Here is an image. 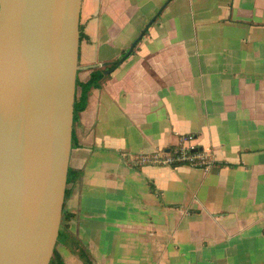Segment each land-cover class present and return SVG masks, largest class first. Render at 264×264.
Instances as JSON below:
<instances>
[{"label": "crops", "instance_id": "crops-1", "mask_svg": "<svg viewBox=\"0 0 264 264\" xmlns=\"http://www.w3.org/2000/svg\"><path fill=\"white\" fill-rule=\"evenodd\" d=\"M78 65L65 264H264V0H81Z\"/></svg>", "mask_w": 264, "mask_h": 264}, {"label": "water", "instance_id": "water-1", "mask_svg": "<svg viewBox=\"0 0 264 264\" xmlns=\"http://www.w3.org/2000/svg\"><path fill=\"white\" fill-rule=\"evenodd\" d=\"M80 10L81 0H0V264H50L58 242Z\"/></svg>", "mask_w": 264, "mask_h": 264}, {"label": "built area", "instance_id": "built-area-1", "mask_svg": "<svg viewBox=\"0 0 264 264\" xmlns=\"http://www.w3.org/2000/svg\"><path fill=\"white\" fill-rule=\"evenodd\" d=\"M193 134H185L180 137L179 146L174 150L166 153H156L151 156L143 155L139 159L140 164H167L173 166L179 162H185L190 165L208 168L211 165L210 155L206 152L197 150L194 143ZM195 150L194 153L190 150Z\"/></svg>", "mask_w": 264, "mask_h": 264}, {"label": "trees", "instance_id": "trees-1", "mask_svg": "<svg viewBox=\"0 0 264 264\" xmlns=\"http://www.w3.org/2000/svg\"><path fill=\"white\" fill-rule=\"evenodd\" d=\"M101 79H102V74L98 70H94L92 72L91 78L88 82H80L77 79V90H76V97H75V104H74V121L76 120L80 112L85 109L91 89L99 85ZM174 150L171 149L170 151H174ZM190 152L194 153L195 150L192 149L190 150ZM143 155L145 154H141L137 156L136 158L139 160ZM181 164H187V163L179 162L177 164H174L173 166H177ZM72 179H73V172L72 170L69 169L68 182H70ZM60 234H61V231H60ZM81 256L84 258H87L86 254L82 253ZM87 262H89L88 259H87ZM50 264H65L64 259L62 258L61 254L56 248L52 256V259L50 261Z\"/></svg>", "mask_w": 264, "mask_h": 264}]
</instances>
